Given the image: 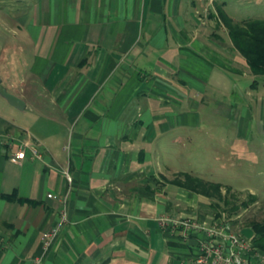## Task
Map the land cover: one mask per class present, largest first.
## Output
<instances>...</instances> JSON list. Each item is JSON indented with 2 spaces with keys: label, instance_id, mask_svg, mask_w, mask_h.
I'll use <instances>...</instances> for the list:
<instances>
[{
  "label": "crops",
  "instance_id": "crops-1",
  "mask_svg": "<svg viewBox=\"0 0 264 264\" xmlns=\"http://www.w3.org/2000/svg\"><path fill=\"white\" fill-rule=\"evenodd\" d=\"M223 1L0 0V70L23 103L0 102V264L193 262L203 233L158 220L209 223L208 199L163 154L186 144L189 99L231 88Z\"/></svg>",
  "mask_w": 264,
  "mask_h": 264
},
{
  "label": "rangeland",
  "instance_id": "rangeland-1",
  "mask_svg": "<svg viewBox=\"0 0 264 264\" xmlns=\"http://www.w3.org/2000/svg\"><path fill=\"white\" fill-rule=\"evenodd\" d=\"M222 9L232 21L241 23L245 18L263 17L264 0H224ZM221 31L225 33L226 29ZM237 60L240 64L235 63L234 68L238 73H228L230 89H208L206 99L187 96L189 110L196 114L194 127L187 126L186 144L176 151L175 158L172 152L163 154V160L179 172L218 182L221 199H208L209 217H204L212 218L211 223L220 219L234 233L251 239V222L264 221V75L255 77L244 67L245 60L240 55ZM0 78V88L8 92L1 70ZM2 98L0 95V102H4ZM6 117L0 121L11 123ZM19 117L23 115L16 113L15 122L23 124L25 121ZM187 218L196 221L191 216ZM255 253L258 257L252 260H264L256 248Z\"/></svg>",
  "mask_w": 264,
  "mask_h": 264
},
{
  "label": "built area",
  "instance_id": "built-area-1",
  "mask_svg": "<svg viewBox=\"0 0 264 264\" xmlns=\"http://www.w3.org/2000/svg\"><path fill=\"white\" fill-rule=\"evenodd\" d=\"M24 156L23 149L19 148L12 152L11 159L22 160ZM47 196L50 197V195ZM158 221L160 226H167L169 234H178L181 239H185L191 231L203 233L191 264H245L246 261L252 262V257L257 255L251 239L234 233L226 223L223 225L220 219H214L215 222H210L211 224L207 221L194 222L187 217L172 220L161 217ZM58 227L55 226L41 233L40 243L43 252L55 241ZM39 263L40 259L34 257L30 264Z\"/></svg>",
  "mask_w": 264,
  "mask_h": 264
},
{
  "label": "trees",
  "instance_id": "trees-1",
  "mask_svg": "<svg viewBox=\"0 0 264 264\" xmlns=\"http://www.w3.org/2000/svg\"><path fill=\"white\" fill-rule=\"evenodd\" d=\"M220 21L226 29V35L234 50L245 60V66L255 77L264 75V16L261 18L242 19L241 23L234 22L225 16L223 11L218 8ZM254 79L251 85H255ZM172 179L174 185L182 189H187L194 194L204 195L207 199H221V185L218 182H206L199 177H193L187 172L177 174ZM252 230L251 243L253 247L260 251L264 256V221L259 223L252 221L250 224ZM245 264H264V260H252Z\"/></svg>",
  "mask_w": 264,
  "mask_h": 264
},
{
  "label": "water",
  "instance_id": "water-1",
  "mask_svg": "<svg viewBox=\"0 0 264 264\" xmlns=\"http://www.w3.org/2000/svg\"><path fill=\"white\" fill-rule=\"evenodd\" d=\"M0 95L4 97L8 105H11L19 110L23 109V103L18 96L7 93L4 88H0Z\"/></svg>",
  "mask_w": 264,
  "mask_h": 264
}]
</instances>
